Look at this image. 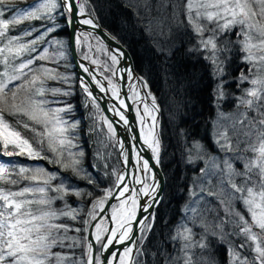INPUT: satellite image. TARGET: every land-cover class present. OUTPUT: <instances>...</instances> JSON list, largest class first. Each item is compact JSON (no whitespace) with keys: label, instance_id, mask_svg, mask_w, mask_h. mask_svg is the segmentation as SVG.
Returning <instances> with one entry per match:
<instances>
[{"label":"snow or ice","instance_id":"1","mask_svg":"<svg viewBox=\"0 0 264 264\" xmlns=\"http://www.w3.org/2000/svg\"><path fill=\"white\" fill-rule=\"evenodd\" d=\"M20 3L24 7L19 6L18 0H0V264H143V246L155 225V209L163 199L161 180L156 178L160 164L158 120L153 114L159 112L156 97L150 90L139 97L143 105V115L137 110L142 125L139 143L151 153L144 158L143 147L130 143L126 148L115 139L113 122L101 115L98 101L103 98L93 95V87L105 92V80L119 104L127 107L111 78L100 72L102 78L97 79L95 70L79 65L84 73L79 78L83 106L92 108L86 118L93 121L88 133L103 132L101 121L107 125L105 139L93 153L96 163H89L98 173L93 175L84 167L80 121L72 118L75 107L68 100L74 95L72 77L57 70L65 59L63 42L53 36L60 27L57 16L65 19L67 26L78 23L92 29L87 34H76L75 43L79 46L82 41L94 39L100 45L97 51L106 52L111 61V65H103L111 76H117L114 66L125 53L120 48L108 51L105 40L117 45L119 41L103 29L102 35H94L100 25L89 0ZM126 6L165 62L173 54L174 44H169L172 28H184L185 34L190 29L195 43L189 51L200 54L209 76L218 81L212 93L217 109L212 136L223 159L210 155L200 141L185 140L182 153L186 163L203 161L204 167L191 177L182 215L169 230L167 240L149 254L152 264H217L214 257L206 255L210 251L209 237L227 246V264H264V0H129ZM6 14L10 15L5 18ZM181 14L185 20L180 19ZM33 21H40V26L33 25ZM25 23L28 27L18 35L9 34ZM229 33L237 37L234 42L226 39ZM232 43L244 53L243 61L251 65L249 75L241 72L237 78L238 87L244 82L251 85L238 97L237 108L245 109L239 119L219 110L227 83L222 77L226 62L231 59L228 53ZM88 47L93 50L91 44ZM83 59L100 67L87 52ZM253 69L256 74L250 78ZM119 72L120 79L135 81V85L129 84V91L133 87L148 89V82L134 77L131 67ZM50 81L60 86H49ZM138 95L134 92L129 99L135 100ZM109 111L119 114L120 121L128 124L116 105ZM249 111L255 116L250 118ZM227 121L231 123L226 124ZM238 124L242 136L238 134ZM132 141H137V137L133 136ZM109 144L119 145L122 168L110 169L111 153L104 151ZM14 157L45 161L56 171L41 164L24 166L13 159L4 160ZM237 161L242 162L243 171L235 168ZM104 177L111 179L107 187H101L106 183ZM73 181H84L89 187L80 188ZM22 182H27L26 186L18 188ZM68 197L76 198V207L68 202ZM140 200L145 201L143 205ZM57 201L62 202V207H55ZM213 201L219 208L213 206ZM236 202L243 205L247 218L245 212L235 208ZM138 211L142 215L137 216ZM105 212L107 216L102 215ZM62 219L78 222L81 227L61 223ZM108 223L112 226H105ZM194 227L201 231H194ZM90 228L92 239L79 235L88 233ZM70 232L77 235H69ZM236 239L242 242L236 243ZM94 242L102 249L95 255ZM166 243L171 244L172 251L165 248ZM116 245H122L123 251L116 249L110 257L104 256ZM56 247L67 248L69 253L76 248L85 252L75 259L71 254L53 252ZM246 251L251 257L244 254Z\"/></svg>","mask_w":264,"mask_h":264},{"label":"trees","instance_id":"2","mask_svg":"<svg viewBox=\"0 0 264 264\" xmlns=\"http://www.w3.org/2000/svg\"><path fill=\"white\" fill-rule=\"evenodd\" d=\"M20 1V0H18ZM129 0H89L92 8L95 10V16L101 25L120 40L131 52L135 69L148 82V89L152 95L156 97V102L160 108L159 115V134L161 142L160 164L166 176V189L164 197L155 211L156 221L151 233L144 243L145 255L140 259L143 264H152V257L149 255L158 250L161 241H166L169 230L179 221L182 213L181 208L187 201V186L191 182V177L199 174V169L204 167L203 161H197L194 165L186 163V156L182 153L185 140L188 143L192 141H200L205 150L209 154L219 153L213 141V125L212 121L217 118V109L213 100V89L218 81L213 80L206 68V62L199 59L200 54L190 52L195 40L189 29L185 34L184 28H172V35L169 37V44L173 45V54L169 60L165 62L164 57L158 55L155 51L152 41L142 31L141 25L136 21L132 12L126 6ZM186 2V0H185ZM185 20L183 14L180 17ZM36 27L40 26L39 21H33ZM56 23L60 25L53 36L55 39L66 42L69 52L66 63H68L67 74L72 75V90L74 95L68 100L75 107L72 118L80 121L79 142L85 153L84 167L98 175L89 167V163H96L93 160V153L100 145L101 137L104 132L98 131L95 135L88 133L89 120L86 119L87 109L84 105V95L80 90L78 76L74 67V63L70 56L69 31L65 19L57 16ZM25 28L22 25L19 30ZM52 37H49L51 39ZM229 41L233 39L229 37ZM232 51L228 53L231 57L225 65V76L223 80L227 81L224 85V98L220 102V109L224 111H235V98L239 90L237 89V78L242 70L249 67L243 61V54L239 51L238 45L230 44ZM51 51V49H50ZM64 67L60 64L59 71L65 72ZM244 68V69H243ZM56 83V82H54ZM249 85L248 82L240 84V86ZM252 112V111H251ZM252 114L255 113L252 112ZM183 130L184 136H181ZM104 138V137H102ZM106 152L111 153L109 158L110 169L118 161V155L113 144H109ZM37 164L43 165L49 171L56 169L55 166L45 161H39ZM50 166H53L50 167ZM103 169H100L102 174ZM187 177V179H185ZM106 183L101 187H107L111 183V179L104 177ZM80 188H88L84 181H73ZM216 181L213 180V184ZM75 197H68V202L76 207ZM213 206L219 208V205L213 201ZM56 208L62 207V202L57 201ZM90 207V205H86ZM235 208L241 212H245L243 205L236 202ZM220 216L224 213L221 210ZM246 218L247 214L245 212ZM211 218V217H210ZM61 223H68L73 227H81L80 223L62 219ZM167 222V226H166ZM196 232H200L199 227H194ZM88 233L81 232V237ZM69 235H77L70 232ZM236 242L240 243L239 239ZM168 251H172L170 243L165 244ZM210 251L206 255L214 257L217 264H227V246L222 245L215 237H209ZM53 252H61L62 254H71L75 259L84 256L85 249L76 248L69 253L67 248L56 247ZM251 257L250 252H247Z\"/></svg>","mask_w":264,"mask_h":264},{"label":"water","instance_id":"3","mask_svg":"<svg viewBox=\"0 0 264 264\" xmlns=\"http://www.w3.org/2000/svg\"><path fill=\"white\" fill-rule=\"evenodd\" d=\"M99 25H100V28H98L94 31V35H102V33L100 32V29H103L104 32L110 34V32H108L101 25L100 22H99ZM82 31L90 32V31H92V29H90V27L87 25H82V24H78V23L73 25V26H69L70 51H71L72 60L74 62V65H75V68L77 71V75L79 78L82 75H84L81 67L79 66V65L83 64V65L89 67L90 71L95 70L96 75H97V79H101L102 77L100 76V73L97 72L96 66H94L93 64H91L87 60H84L78 52V46L75 43V36H76V34L82 32ZM116 40H118V39L116 38ZM105 44L107 45V47L110 51H112L115 48H120V50H122L125 53L124 58L120 60V63L118 64V66L116 68V71H117L116 80L119 79V76H118L119 70L120 69H126L129 67H131L132 71L135 74H137L138 77H140V75L137 73V71L135 69L134 59H133V56H132L130 50L122 42L119 41V45H117L114 41L105 40ZM120 82H121L120 97L124 98L125 105H127V107L120 105L119 101L111 95V93L108 90V86H109L108 81H106V80L104 81V86H105L106 91L101 93L97 88L93 87V95L103 98L102 100H99L98 103L101 105L102 111L104 112L105 116L109 119V121H112L114 124L115 131H116V140L123 142V144L126 148H128L130 146V143H135L137 148L143 147L144 151L142 152V155L144 156V158H148L151 155L150 150L147 149L146 145H142L141 143H139L141 130H140V126H139L138 117H137V113L135 110L134 103L131 101V99H129L130 96H129V90L127 87V79L126 78L120 79ZM144 91H146V90H144ZM112 105H116L118 111L123 112L125 119H127V121H128L127 125H125L123 123V121H120L119 114H114L113 112L109 111V108ZM116 121H120L119 124H116ZM133 136L137 137V141H132ZM119 158L121 161L120 150H119ZM133 162H134V158L129 161L130 164ZM150 163H151V161H150ZM121 166H122V164H121ZM158 167H159L158 171L156 169H153V171H157L156 178L161 180V186H162L161 191H162V195H163L165 188H166V176H165V173H164L160 164ZM141 174L143 175V173H141ZM144 202H145L144 200H140L141 205H143ZM112 203H116V201H112ZM110 211H111V209L109 208L108 212H110ZM149 211H152V209H149ZM108 212H105L102 215L107 216ZM140 215H142V213H140L138 211L137 216H140ZM111 226H112V224L109 223L108 227H111ZM132 227H133V232L135 233L136 224L133 223ZM92 231H93V229L90 228L89 232H88L89 239H92V236H91ZM116 249L123 251V246L122 245H116L115 248L110 247L108 251L104 252V256L110 257V252L115 251ZM101 251H102V249H101ZM97 252H98V244H96L94 242L93 254L95 255V254H97ZM102 259H103V257H102Z\"/></svg>","mask_w":264,"mask_h":264},{"label":"rangeland","instance_id":"4","mask_svg":"<svg viewBox=\"0 0 264 264\" xmlns=\"http://www.w3.org/2000/svg\"><path fill=\"white\" fill-rule=\"evenodd\" d=\"M28 2L29 3H32L33 2V0H28ZM18 3H19V6L20 7H24V4L23 3H20V1H18ZM8 15H10V14H6V17L5 18H7L8 17ZM40 22V21H39ZM41 23V22H40ZM32 24H34V22H32ZM24 25V24H23ZM22 26V25H21ZM21 26H19V28L21 27ZM28 27V24L27 23H25V28H27ZM19 28L18 29H15V30H13L12 32H10L9 34L10 35H18L19 33H20V31L22 30H19ZM24 29V28H23ZM235 31H238V29H234V32ZM81 33V32H80ZM83 33H85V34H87V32H83ZM229 37L230 38H232L233 39V42L237 39V37L233 34V33H229L228 35H227V37H226V39L227 40H229ZM63 42V41H62ZM89 44H91L92 46H93V50L92 51H89V47H88V45ZM63 51L65 52V59H62L61 61H60V64L61 65H63V66H66V68L64 67V71L65 72H62V73H65V74H67L68 73V71L66 70L67 68H68V63H66V59L68 58V55H69V52H68V50H67V47H68V45H67V43L66 42H63ZM99 47H100V45H98L97 43H96V41L94 40V39H91V38H89V40L87 41V43H85L84 41H82L81 42V45H79L78 46V49H79V52H80V54H81V56L83 57V54L85 53V52H87L88 53V55L90 56V58L91 59H94V60H96L97 61V64L98 65H100V67H98V69H99V71L100 72H103V75L104 76H108V77H110L111 78V80H112V84L113 85H115L116 86V88H117V85L113 82V77L111 76V73L109 72V71H107L104 67H103V65L104 64H109V65H111V61H110V59L108 58V55H107V53L106 52H103V51H97V49H99ZM238 48H239V46H238ZM108 51H109V49H108ZM110 52V51H109ZM241 54H243V56H244V53H242L241 52ZM87 61H89V60H87ZM118 65V64H117ZM117 65H115L114 66V69L117 67ZM50 67H52V66H54V65H49ZM97 66V65H96ZM248 66L249 67H246L244 70H242L241 72H243L245 75H249V68L251 67V65H249L248 64ZM58 71H59V68L57 69ZM60 72V71H59ZM255 69H253V71H252V75L250 76V78H252V77H254L255 76ZM67 75H69V74H67ZM69 76H71L72 77V80H74L73 79V76L72 75H69ZM79 83V85H80V82H78ZM49 86H60L59 84H57V83H54V82H49ZM251 85L249 84V85H246V86H244V85H242V86H239V87H237V89L239 90V93H238V95H237V97L235 98V100H234V102H235V106L237 107V105H238V103H239V100H238V97H241L244 93H243V90L244 89H246V88H249ZM134 92H136L135 90L132 92V95H133V93ZM139 97H140V93H139V95L137 96V98L135 99V100H137V106L139 105V106H141V108L139 109V108H137V110L139 109V111H140V115H143V105L140 103V100H139ZM88 109H87V114H86V117H88L89 116V113L92 111V108H91V106H89V107H87ZM100 109H101V107H100ZM221 112H223V113H225V114H231V115H233L236 119H239V117H240V114L241 113H243L244 111H245V109L243 108V107H240L239 109L237 108L235 111H224V110H220ZM154 115H156V117H157V115H158V113H153ZM101 115L102 116H105L104 114H103V112H101ZM248 116L251 118V117H253L254 116V114H252V112L251 111H249L248 112ZM139 117V116H138ZM89 120V126H91L92 125V123H93V121L91 120V119H88ZM226 124L227 123H231V121H227V122H225ZM245 124L247 123V121H245L244 122ZM139 124H140V127H142V125H141V121H140V117H139ZM99 127L100 128H102V129H104V135L102 136V137H104V138H102L101 137V140H100V142H103L104 141V139H105V136H106V134H107V125L106 124H104L102 121L100 122V125H99ZM144 127V129H145V131H147V125H144L143 126ZM240 128H241V126L238 124L237 125V130H238V134H240L241 136L243 135V133H242V131H240ZM229 135L230 136H232L233 135V132H232V130L231 129H229ZM160 139V138H159ZM233 143H235V140H233ZM114 146V149H116V152H117V155L119 154V151H118V147H117V145H113ZM104 151L106 152V149H104ZM160 151H161V142H160ZM210 155H213V156H219L221 159H223V153H221V152H219V153H216V154H210ZM250 155V154H249ZM9 159H13V160H16L19 164H21V165H24V166H30V165H37V162H39V161H32V160H28V159H24V158H4V160L5 161H7V160H9ZM117 162L114 164V166H113V168H117V169H119V168H121V164H120V160H119V156H118V158H117ZM234 166H235V168L238 170V171H243V167H242V162H239V161H237V162H235L234 163ZM50 167H52L53 168V166H50ZM50 171H56V169H51ZM26 183L27 182H22L20 185H18L17 187L18 188H22V187H24V186H26ZM237 183H239V180H237ZM13 190H16V188H14ZM242 205V204H241ZM105 226H109V223L108 224H106ZM236 242V241H235ZM237 243V242H236ZM100 250H101V248H100V245L98 244V253L100 252ZM102 259V258H101Z\"/></svg>","mask_w":264,"mask_h":264},{"label":"bare ground","instance_id":"5","mask_svg":"<svg viewBox=\"0 0 264 264\" xmlns=\"http://www.w3.org/2000/svg\"><path fill=\"white\" fill-rule=\"evenodd\" d=\"M120 75H121V73L119 72L118 76L120 77ZM132 75H133L134 77H138L137 74H135L133 71H132ZM116 81H117V84H118V88H116V86H115V90H116V92H117V95L120 97V94H121V82H120V78H119L118 80H116ZM129 84L135 85V81H128V80H127V87H128V90H129ZM104 87H105V86H104ZM108 90H109V92L111 93V95H112L115 99H117L116 95H113V90H111V89L109 88V86H108ZM134 90H135L136 92L140 93V96H143V95H144V91H141L140 89H137V88L133 87V91H134ZM133 91H129L130 94H132ZM117 100H118V99H117ZM118 101H119V100H118ZM139 175L143 176L141 173H139ZM129 183L131 184V182H129ZM137 187H140V186L138 185Z\"/></svg>","mask_w":264,"mask_h":264},{"label":"flooded vegetation","instance_id":"6","mask_svg":"<svg viewBox=\"0 0 264 264\" xmlns=\"http://www.w3.org/2000/svg\"><path fill=\"white\" fill-rule=\"evenodd\" d=\"M112 77H113V82L117 85V88H118V84H117L115 76H112ZM130 96H132V94H130ZM136 107L139 108V105L137 106V104H136Z\"/></svg>","mask_w":264,"mask_h":264}]
</instances>
